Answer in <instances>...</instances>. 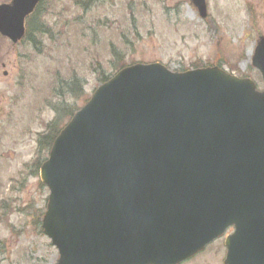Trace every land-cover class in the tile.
<instances>
[{
  "label": "water",
  "instance_id": "1",
  "mask_svg": "<svg viewBox=\"0 0 264 264\" xmlns=\"http://www.w3.org/2000/svg\"><path fill=\"white\" fill-rule=\"evenodd\" d=\"M40 1L1 6L0 33L18 43ZM254 65L264 78V40ZM41 179L58 264H180L231 226L226 264H264V92L218 69H125L64 129Z\"/></svg>",
  "mask_w": 264,
  "mask_h": 264
},
{
  "label": "rangeland",
  "instance_id": "2",
  "mask_svg": "<svg viewBox=\"0 0 264 264\" xmlns=\"http://www.w3.org/2000/svg\"><path fill=\"white\" fill-rule=\"evenodd\" d=\"M83 1L46 0L50 34L34 33L37 47L0 36V264L58 263L42 229L50 191L40 169L53 130L99 87L98 63L107 74L125 63L159 62L179 71L218 66L264 89L252 65L264 37V0H207L205 20L189 0H100L87 11ZM113 52L121 54L120 65ZM75 75L84 82L80 99L59 92ZM225 257L223 237L184 264H224Z\"/></svg>",
  "mask_w": 264,
  "mask_h": 264
},
{
  "label": "trees",
  "instance_id": "3",
  "mask_svg": "<svg viewBox=\"0 0 264 264\" xmlns=\"http://www.w3.org/2000/svg\"><path fill=\"white\" fill-rule=\"evenodd\" d=\"M44 1L42 2V4H40L35 14L28 20V34L24 41V44H30V42H32L37 47L38 45H40V41H41V40L37 41V36L39 35L43 36L46 33L50 34V32H48L50 31L49 27L43 22ZM94 1L97 4L100 0H85L81 2L80 5L84 11H87L88 9L96 6V4L92 6V3H94ZM34 33L37 36L34 35ZM113 55L116 57V63L120 65L121 55H119L117 52H114ZM124 66L125 64L123 65L121 64L120 66H115L114 71L119 70V68L124 67ZM109 78L110 77L107 76L104 72H100V75H99L100 82L102 83L106 82L107 80H109ZM59 92L61 95H66V96L69 95L75 99L79 98L81 97V95H83V82L81 79L75 76L71 82H62L59 88ZM73 114L74 113H71V117L73 116ZM55 123H57V121ZM60 131L53 130V135L49 136V139L51 141L50 146H52L55 138L60 133Z\"/></svg>",
  "mask_w": 264,
  "mask_h": 264
},
{
  "label": "flooded vegetation",
  "instance_id": "4",
  "mask_svg": "<svg viewBox=\"0 0 264 264\" xmlns=\"http://www.w3.org/2000/svg\"><path fill=\"white\" fill-rule=\"evenodd\" d=\"M233 229L231 228L230 230H229V232H231Z\"/></svg>",
  "mask_w": 264,
  "mask_h": 264
}]
</instances>
